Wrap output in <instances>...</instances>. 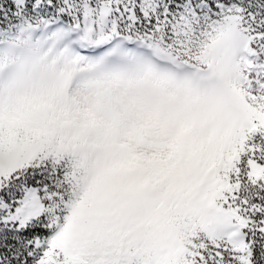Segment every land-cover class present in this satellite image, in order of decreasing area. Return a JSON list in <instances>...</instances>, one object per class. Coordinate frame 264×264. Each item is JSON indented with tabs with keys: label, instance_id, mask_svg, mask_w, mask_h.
Here are the masks:
<instances>
[{
	"label": "snow or ice",
	"instance_id": "1",
	"mask_svg": "<svg viewBox=\"0 0 264 264\" xmlns=\"http://www.w3.org/2000/svg\"><path fill=\"white\" fill-rule=\"evenodd\" d=\"M0 264H264V0H0Z\"/></svg>",
	"mask_w": 264,
	"mask_h": 264
}]
</instances>
